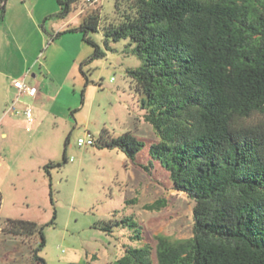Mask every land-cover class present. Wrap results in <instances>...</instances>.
I'll return each instance as SVG.
<instances>
[{"label": "trees", "instance_id": "obj_1", "mask_svg": "<svg viewBox=\"0 0 264 264\" xmlns=\"http://www.w3.org/2000/svg\"><path fill=\"white\" fill-rule=\"evenodd\" d=\"M5 1L0 0L1 17ZM113 3V14L103 26L99 8H93L78 27L63 33L79 32L93 48L80 67L85 86L82 66L105 57L91 34L101 31L106 51L110 42L126 41L123 52L140 61L126 73L140 96L142 118L157 139L148 147L150 160L142 168L149 171L159 164L172 189L194 204L192 235L156 236V263L264 264V0ZM57 4L61 19L77 10L82 14L80 7L90 5L86 0ZM95 144L116 149L133 163L145 148L129 135H102ZM66 160L64 151L63 163ZM51 167L60 164L47 165L46 173ZM164 207L159 202L144 209L158 212ZM4 224L7 236H38L32 264H45L38 252L46 225L27 220ZM115 226L132 231L131 241L143 240V227L133 216ZM99 228L112 231L110 226ZM152 251L146 244L128 247L111 264H154Z\"/></svg>", "mask_w": 264, "mask_h": 264}, {"label": "rangeland", "instance_id": "obj_2", "mask_svg": "<svg viewBox=\"0 0 264 264\" xmlns=\"http://www.w3.org/2000/svg\"><path fill=\"white\" fill-rule=\"evenodd\" d=\"M113 5V0H98L80 7L82 14L77 10L61 19L57 0L5 1L0 16V71L5 74L0 81V264H32L40 241L38 236L31 240L7 236L2 232L7 220L46 225L44 246L38 252L45 264H111L126 248L144 244L153 249L157 264L156 236L192 235L194 204L172 189L159 164L149 171L142 168L150 160L148 147L157 139L142 118L140 96L126 73L140 61L123 52L126 41L110 42L106 51L101 31L91 34L105 57L82 66L85 86L80 67L93 48L83 42L81 33H63L78 27L93 8H99L103 26ZM33 58L29 81L37 96H19L12 107L18 92L11 84L20 80L17 75L25 61ZM27 108L34 120L29 129L23 116ZM15 109L22 113L15 116L11 113ZM102 135H129L145 148L133 163L116 149L77 145L79 138L97 142ZM49 164L60 167L46 173ZM130 200L136 204L125 203ZM159 202L165 207L158 212L144 209ZM129 216L143 227L140 242L129 239L133 232L127 227L115 226ZM102 226L112 231H101Z\"/></svg>", "mask_w": 264, "mask_h": 264}, {"label": "built area", "instance_id": "obj_3", "mask_svg": "<svg viewBox=\"0 0 264 264\" xmlns=\"http://www.w3.org/2000/svg\"><path fill=\"white\" fill-rule=\"evenodd\" d=\"M97 1L98 0H86V2L89 4H93ZM12 85L17 89L18 92V95L12 107H14L17 104L19 96L26 95L28 97L34 98L38 92L36 87H31L20 80L13 81ZM23 116L25 118V123L28 126L27 129H29V127L34 123L30 109L28 108L25 109L23 112ZM77 145L78 147L93 146L94 140L92 138H88V139L79 138L77 141Z\"/></svg>", "mask_w": 264, "mask_h": 264}, {"label": "crops", "instance_id": "obj_4", "mask_svg": "<svg viewBox=\"0 0 264 264\" xmlns=\"http://www.w3.org/2000/svg\"><path fill=\"white\" fill-rule=\"evenodd\" d=\"M73 19H75V18H73ZM13 39L15 40V38H13ZM20 50H22V49L20 48ZM35 61H36L35 58H33L31 61H25V65H24L23 69L17 75V77L20 79V81H23L25 84H27V85H29L31 87H33V86L31 85L32 81H29V77H30L31 69L34 68V66H35V64H34ZM4 75L5 74H3V72L0 71V81L2 80V77L5 78ZM31 78L34 79V78H36V76L32 75ZM15 80L16 79H14V81ZM11 86H13V85L11 84ZM13 88H14L15 92H17L16 88L14 86H13ZM17 95H18V93H17ZM17 95H16V97H17ZM36 96H37V94H36ZM15 100H16V98H15ZM20 112H21V109H15V111H13V112L11 111V113L14 114L15 116H17ZM3 114L5 115L6 113L3 112ZM3 136L5 137L6 135L4 134Z\"/></svg>", "mask_w": 264, "mask_h": 264}]
</instances>
